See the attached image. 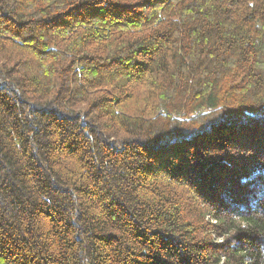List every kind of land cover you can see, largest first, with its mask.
<instances>
[{
	"label": "trees",
	"instance_id": "trees-1",
	"mask_svg": "<svg viewBox=\"0 0 264 264\" xmlns=\"http://www.w3.org/2000/svg\"><path fill=\"white\" fill-rule=\"evenodd\" d=\"M0 264H264V0H0Z\"/></svg>",
	"mask_w": 264,
	"mask_h": 264
}]
</instances>
